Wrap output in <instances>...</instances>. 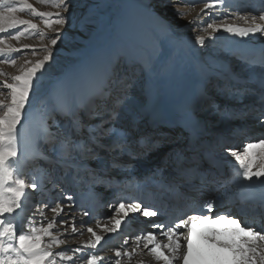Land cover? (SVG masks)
<instances>
[{"label": "rangeland", "instance_id": "rangeland-1", "mask_svg": "<svg viewBox=\"0 0 264 264\" xmlns=\"http://www.w3.org/2000/svg\"><path fill=\"white\" fill-rule=\"evenodd\" d=\"M147 1H149V5L144 6L143 3H140V0H70V7L67 11H65L64 9L54 8L51 6V4H41L38 2V0H28V2L31 3L38 11L53 13L60 11L62 15L66 18L67 23L64 27L61 28V31L64 34L63 39H61L58 42L57 46H55L54 57L43 70L40 80L38 81L39 88L32 95L31 103L27 106L24 119L22 120V125H20L21 128L25 123L28 129L24 128L20 134V141L18 145V151L20 154L18 156V160L12 166L17 168L21 178L25 179L26 181L31 182V179L35 177L37 179V182L40 184V188L37 190H28L29 193H31L30 199L25 201L22 206V209L18 210L15 215V218H19L17 220L18 222L16 227L17 236L20 234L21 231L25 233L29 232L30 224H34V226L37 228L46 226L53 216V213L50 209L51 207H54L58 201H61L62 204L70 202L68 199L65 198L67 196L66 192L69 190V188H60V184L59 182H57L58 179L68 180V174L70 173H67V169L70 166V162L75 163V160L77 159H84V163L90 165V167H92L91 164L94 163L96 159H99L100 162L105 163V161L100 160V154H98L100 152L90 154L88 158L86 153L83 155L74 153L71 157H64L57 151L52 150L50 145L45 142L48 133L55 135L58 139L70 137L74 141L71 130L73 126H76L75 124H72V121L76 119L80 120V124L83 125L78 129L80 131V133H77L78 136L84 139H88L90 141H92L93 137H96L94 142L102 146L106 144L105 141L108 140L107 138H109L113 134L114 126H108L105 123L102 125V127L96 128V126L101 125L102 121H110L111 123L112 121H120V123L124 122V125H122V127H119L120 124H118V122H115V124L117 123L115 125V129L122 128V130H124L125 127L127 133H125L124 136H119L118 142H114V144H112V148L116 150L114 157L117 156V158H122V141L124 142V140H126V144H124V146L127 145L128 139L134 140V143H139L140 140H136L137 136H139L140 139H145L149 136H153L158 133L155 132V130H145L144 133L142 130H139L140 128L143 129V127L142 125L140 127V117L136 114L143 113V117L146 118L148 115L154 113L153 111L156 109V104L150 105V109L148 110V112H146L145 105L149 104L153 100L155 91L156 94L160 92L161 95H163L162 84L166 82L163 81L161 76L158 77L155 69H151L153 78L152 83V78L149 76L148 68H150L151 66H154V68L158 66V62L155 61L156 52H164V42L167 41L169 36L174 35L175 37H177L176 39H181L184 41H189V43H194L195 37L197 35H203L206 37L207 32H211V29H207V25L209 23H239L242 25V27H247L248 25L245 23V21L240 19L239 17L249 15L250 21L251 16L253 15L259 17L258 10L261 7L264 9V0H222L221 5H218L211 10H205L208 13L207 15L200 14L198 16V13H200V10L203 8L204 3L208 2V0H194V2L192 3H189L188 0ZM243 7L245 9L241 10L243 9ZM177 10L184 13V15H177ZM17 15L22 19L32 20V22L39 25V27L43 29L47 33V35L43 40L39 37V35L22 36L19 41L9 39V43L13 44L15 47H20L23 44L34 46L47 44L48 40L53 37V32L50 29L44 28V25L40 18L32 16L31 13L27 11L19 12L17 13ZM53 19H55V17H53ZM194 19L196 20L195 23H189ZM161 21L164 22V24L167 26V31H165L161 27ZM55 27L60 26L56 25ZM222 30L223 29H220L218 32L213 33L211 37H207L205 39L204 44H199L197 53L196 51L192 53L194 58H196L198 62L199 58H202V62L206 64L204 65V68L203 66L197 67L203 70H211L212 67L219 68L220 65H216V61H219L220 64H222L223 66L222 68H224V70H218L221 71V73H223L224 71H229L231 69L233 72H237V74H245L244 76L250 74V67L253 66L252 64L255 65V63H251V60L249 59L244 60V57L242 58L239 54H237V56H228L225 54L224 50H222V48L225 47L227 43H235V41L240 40L242 37L237 36L234 39H228L233 34L230 33L229 35H227L229 37L226 36L225 38H221L222 36H224L225 33L227 34L226 31L224 32V30ZM15 31L16 29H12L10 30V33L14 34ZM115 36L122 38L124 42L127 43L125 52H123L119 56L120 64L118 66V76H121L124 81L120 84V86H124H117L114 88L115 90L111 91L107 90L108 95L105 94V101L111 100L110 94L113 95H111L113 99L112 101H109L110 104L102 105L100 103L96 104L95 106H92L89 109H80L76 115L77 118L74 117L72 119L66 117L59 109L61 108L62 104L68 105L72 103V101L78 96L79 92V83L76 78V75L71 76V72L69 71V68H67L69 62H74V60L72 59L77 56L79 52L85 51L89 52V55L94 54L103 44L112 43L114 41ZM219 43L222 45H220ZM240 50L241 48L239 49V52H241ZM188 54V52L186 54L180 53L178 55L172 53H170L169 55L167 53L165 56L169 55L170 58L183 61L182 63H188L187 61L192 58ZM11 55L12 58L16 60L15 66L8 64H0V69L8 73L9 76L17 74L20 66L24 63L26 59L36 60L38 58H41L44 55V52L42 50H38L36 55L33 56L30 50H24L20 54L14 53ZM261 55H263V52L261 53ZM197 56L199 57L198 59ZM230 57H233V60ZM254 58L255 57H251L250 59ZM90 65L91 71L98 75L100 74L99 79L98 76L96 78L95 76H93V73L90 72V76L93 78V80L97 83H100V85L106 84L108 88L111 89L109 84L106 83L107 80L104 78V73H102L103 70L100 71V66H97V64L95 63H91ZM245 65H248L250 67ZM263 67L264 66L262 65L261 68L259 67L260 69L256 71L253 70V74L259 71V73H264ZM162 72L163 70L161 71V73ZM122 75H124V77ZM146 77L149 79L148 81L146 80ZM246 78L248 79V76H246ZM4 79H6V77H0V81H3ZM259 79L263 81L262 78ZM257 80L256 78L252 80L257 83H255V89L259 87L263 91L264 88L261 85L262 83ZM9 82L11 81L9 80ZM211 83H213L214 86H211ZM211 83L207 84V90L211 93V95L215 99H218V101L224 99L222 96L219 97L218 94H216L217 86H215V79L212 80ZM222 83L228 84L227 81L224 80H222ZM223 84H219V88L223 86ZM234 85H236L237 87L244 88L250 87V84L242 86L235 82ZM153 87L157 89H153ZM249 92L250 90H246L244 93L241 94V96H244L242 97L244 101L248 100L246 96ZM238 93H241V91H239ZM250 94H252V92ZM232 95H234L235 97L236 95L239 96L237 93L232 92L225 96L226 98L233 100L234 97H232ZM167 96L165 97L168 98ZM252 97L258 100V95L253 94ZM118 99H122L123 103L120 104L117 109V118L115 120H110L111 114L110 116H104V112L105 114L107 113L104 108H109L110 110H112L113 106L116 104V101ZM240 101L241 100L239 99L237 101L232 102L230 100L229 102L232 104H238ZM211 102L215 103L212 105ZM209 103L210 105H212V107L207 113L218 114L217 110L212 111V108H214L215 105H218L216 104V101H210ZM139 107L143 108L139 109ZM225 108L229 109L227 107ZM204 109L206 110V107ZM204 109L201 112L199 111L198 114L201 115L202 113H204ZM247 112L252 113L253 116L258 115L256 113L255 107H253L252 109H248ZM100 114H103V117L100 120H97L98 122L90 119L92 116V118H94L96 115ZM159 114L160 113L157 112V115ZM137 116L139 118H137ZM208 117L211 118L212 116L208 115ZM248 117H246V112H243L240 116V120L243 119L245 123V121L252 119L250 117L248 119ZM131 118L132 120H135V124L130 123ZM141 120L143 122L145 121L144 118ZM253 120L258 122V118H253ZM142 121L140 122L141 124ZM92 122L96 125H93ZM217 122H220V117L212 118V120L209 121V123L212 125L213 123ZM89 123H92V125L90 126ZM161 123H163V121L159 122L160 125ZM46 124L49 126L47 127V132L45 131ZM86 124H88L89 130L85 131ZM93 126L96 130L90 131V127L92 128ZM220 126L224 128V126ZM220 126L218 128H220ZM237 126H240V122L235 120L230 126V129H228L227 132L224 131V133L219 137H228L227 141L229 139L240 140V134H238L239 138L234 135V132L237 131ZM258 129V132L264 131L263 128ZM97 139L99 140L97 141ZM111 139L114 141L115 136H112ZM175 139V132L166 131L164 135L161 134V136L156 140L159 142V145L162 146L163 143L171 144V141H175ZM25 141L29 143L31 142L30 147L24 145L23 142ZM75 142H78V139ZM241 142L245 141L243 140L240 141V143ZM221 144L222 143L218 142V146H220ZM31 147L32 149L30 150ZM221 148L222 147L216 148L215 152H219ZM228 151H230V149ZM31 153L33 155H31ZM223 153L222 151H220V154L216 157H219L224 161L231 163V154L227 151H223ZM27 154L31 155V157H27ZM104 155H108V153L105 152ZM63 159L65 160V167L61 171H54L53 169L56 168L55 166L57 162H62ZM119 163L120 161L112 162L104 166V168L107 169L106 172L117 173L118 170H116L117 167L115 165ZM72 181L73 183L77 182L78 184L80 183L82 186L84 185V181H82L81 179L80 181H77V179H73ZM68 183H71L70 180L68 181ZM54 188H60V191L56 192L57 190H54ZM230 189L231 188L228 187L226 190ZM52 191L56 193H53ZM97 193H102V191L97 190ZM51 199L54 201L53 203L51 202ZM115 203L116 199L114 204ZM42 204H53V206H49L47 210H44L43 216H41V214L37 211V209ZM68 205L69 203H67L66 206H63L65 210L61 213V218L55 220L56 227L52 230V234L58 236L61 240H66L69 243L66 244L67 248H64L63 246H60V248L54 245L52 251H64L65 254L74 256V260L71 262H62L57 256V264H86L88 253L85 254V257L81 258V256H79L78 253H74L73 250L77 247L83 249L85 246L84 244L82 245L83 240L85 242H89L91 240V233L87 231L88 228L86 226H89L91 228L94 227L93 230L98 234H100L104 230L105 220H110V218H112L113 212L109 213L110 202H107L102 208V211H104L105 214L102 215L100 213L101 211L91 214V218H89L87 224H84L83 226L78 225L81 224L78 223L79 218L81 217L80 214L82 213L81 206L76 207L75 204L72 211V215L69 216L68 212L66 211V207ZM105 208H108L107 213L105 211ZM70 219L75 222L69 223L71 221ZM61 221H65L66 223H61ZM96 224L99 225V227ZM74 225L75 227L77 225V228H80L79 234L69 235L68 229L70 226ZM109 227H111V225ZM138 234L141 235L142 233ZM138 234L136 231H133L127 236L121 235L118 240H113V238H111L113 241H117L119 243L112 242L109 240V238H104L103 236L101 243L98 245V247L100 248L96 250L94 254L96 256L104 258V262H102V264H113L112 262H110L111 255L114 253L111 248L113 246H117L118 249L116 248V251L120 250L123 246H127L129 241ZM71 239L76 240L77 244L71 243ZM104 239L107 240V243H104ZM126 240L127 243H125ZM44 242L45 244H47L49 242V238L45 237ZM68 247H71V250H68Z\"/></svg>", "mask_w": 264, "mask_h": 264}, {"label": "snow or ice", "instance_id": "snow-or-ice-1", "mask_svg": "<svg viewBox=\"0 0 264 264\" xmlns=\"http://www.w3.org/2000/svg\"><path fill=\"white\" fill-rule=\"evenodd\" d=\"M41 4H51L57 9L67 11L70 7V0H38ZM189 3L194 0H188ZM222 4V0H208L204 3L203 8L198 13L207 15L205 10H211ZM30 12L32 16L40 18L44 28L50 29L53 32V37L48 40L47 44L39 46L23 44L20 47H15L9 43V39L17 40L22 36L39 35L43 40L47 33L39 27V25L20 18L17 13ZM177 15L183 16L184 13L177 10ZM55 17V19H53ZM248 25L247 27H239L234 24H214L209 23L207 36L211 37L213 33L223 29L226 32L234 33L241 37L249 36L250 34H264V12H261L259 17L249 15L241 16ZM259 21V22H258ZM192 20L189 23H195ZM67 23L66 18L60 11L57 12H42L38 11L28 0H0V64H8L15 66L16 60L11 54H20L24 50H30L35 56L38 50H42L44 55L36 60H25L20 66L19 71L15 75L9 76L8 73L0 69V77H6L0 81V264H57L56 257L60 261L71 262L74 260L73 255H67L63 251L53 252L54 245L64 244L65 241L59 239L58 236L52 234V230L56 227L55 220L65 210L62 202L58 201L54 207H51L53 213L52 219L46 226L35 227L30 224V231H23L17 236L16 229L12 223H9L7 218L12 217L17 210L22 209L26 200H29L31 193L29 189L37 190L40 184L33 177L31 182L21 178L17 168L12 165L18 160L19 139L20 133L18 125H22V120L31 103L32 95L39 88L38 81L40 80L43 70L47 64L53 59L55 54V46L63 39L61 28ZM59 25L60 27H55ZM161 27L167 31V26L161 21ZM16 29L15 33H10V30ZM206 37L197 35L195 42L204 44ZM9 80L11 82H9ZM6 90V94H5ZM123 103L122 99H118L111 110L110 120L117 118V109ZM64 115H72V109L66 104H62L59 109ZM106 121H102V127ZM77 129L83 125L80 122L74 121ZM47 124L45 131L47 132ZM95 131V129H90ZM93 140L96 137L92 138ZM52 150L57 151L64 157H71L74 153L83 152L88 149L83 141L75 142L70 137L58 139L55 135L48 133L45 140ZM125 142L121 143V151H125ZM159 143L153 147H159ZM231 156L239 164L236 171L237 178L240 182L247 181L249 185L259 184L264 187V139H260L255 143H248L243 146L242 152L230 150ZM179 159V158H178ZM259 160L260 163L255 165L256 170H253V161ZM186 171H195L188 169ZM72 200L71 196L66 197ZM49 207V204H42L37 211L43 216L44 210ZM111 207V205H109ZM213 203L209 202L200 209V211H213ZM116 212L119 218L112 217V227H104L105 232L115 233L121 227V222L129 213H142L145 217H155L157 212L150 210L148 207H141L140 203L125 204L119 203L116 207ZM85 216L88 213H84ZM74 219V218H73ZM219 223L223 222L228 227L222 230L211 229L207 234L197 233L191 228L190 223L195 222ZM61 223H66L61 221ZM99 227V225H97ZM234 226V227H232ZM153 228L166 231H161L162 237H167L168 243L161 244L157 236L149 231L134 237L136 247L143 241V247L157 261H162L163 264H264V230H257L247 223L242 224L241 221L231 215L221 214L213 217L211 215H191L187 219H179L178 222L172 224L171 221L162 224H153ZM187 228V234L183 235L182 229ZM71 231L78 232L74 226ZM92 234L94 240H90L82 249L75 248L74 253L86 254L87 249H96L97 245L103 239L97 235L93 228L87 229ZM48 237L49 242L45 244L44 238ZM224 237V238H222ZM181 239L185 243H181ZM127 243V240L125 241ZM151 245V247H150ZM136 247H133L131 252L115 253V264H121L120 257L127 256L129 258L136 252ZM258 247L260 250H258ZM161 249L167 250V255ZM103 257L95 254H88L86 264H102Z\"/></svg>", "mask_w": 264, "mask_h": 264}, {"label": "bare ground", "instance_id": "bare-ground-1", "mask_svg": "<svg viewBox=\"0 0 264 264\" xmlns=\"http://www.w3.org/2000/svg\"><path fill=\"white\" fill-rule=\"evenodd\" d=\"M233 1H235V0H233ZM140 3H143L144 6L149 5V1H147V0H140ZM244 9L245 8L243 7V9H241V10H244ZM258 11H259V15H260L261 12H264V9L261 7ZM233 24L237 25L239 27H242V25L239 23H233ZM243 27H245V26H243ZM225 34L221 38H225L227 35L230 34V32H227L226 35ZM218 36H219V34H218ZM237 36H239V35H236L233 33L231 35V37L228 39H234ZM207 37L208 36H206V38ZM227 37H229V36H227ZM117 38H119V39H117ZM176 38L177 37H175L174 35L169 36L167 41L164 42V52H161V51L156 52L155 61L158 62V66L155 68H154V66H151L150 68H148L149 70L147 69L149 71V76L151 78H152V70L151 69H155L158 77L161 76L163 81L166 82V83L162 84L163 85V95H161L160 92L156 94V91H155L153 100L149 104L145 105L146 112H148V110L150 109V105L156 104L157 106H156V109L153 111L154 113L148 115L146 118L143 117L144 116L143 113L136 114L140 117V121H139L140 127H141V125L143 127V129L140 128L139 130H142L143 133L145 130H151V131L155 130V132H158V133L153 135V136H149V137L143 139V141H140L141 143H144V147H146V149H143L141 147L142 146L141 143H140V145H138L137 143H134V140H130V139H128L127 145H125V148H126V150L133 151V152L137 153L138 155H141V153L143 151H147V150L151 151V153H149L148 156H144V158L137 156L136 159H134V161L136 162L135 164L138 165L136 167V171H139L142 168H144L146 165H148L147 163H150L154 168H160L163 165H166L164 168L168 169V168L172 167L174 165V163H176L178 166H181V168L183 170L184 169H195L197 167V165L193 161V159L191 160L192 151L194 149V146L188 142L189 137L191 136L190 132L189 131H183V129L176 127V126L173 128H165V127L156 128V125L159 124V122L163 121L164 118H166V117L172 118L173 120H175L176 117L178 116L179 110H177V111L173 110L171 112H168L169 104H173V105H175V107H177L179 109L180 108L188 109L189 105L187 104V101L190 100L191 93L198 90L199 91L197 93V97L199 99L198 106L199 107L203 106L204 108L206 107V110L204 108L203 109H204V113H205L204 117H206L207 125H206V123L202 122V130L200 133L202 134L203 138L197 139V141L195 142V148L197 150H200L201 153H204L208 157V159H210V161H211L212 167H209V169L213 172V178L211 179V182H214L215 176H216L217 181H221L224 178L223 173L224 172L226 173L227 171L229 172L230 170L233 171L234 169H236L238 162H236L232 168V166H230V162H227V161L225 162L222 160L214 161L212 159V156H213L212 155V148L209 145L214 146V148H217L218 142H220L223 144V145L222 144L220 145V147H222L221 148L222 153L224 150H227V147L230 150L237 149L235 151H241L242 152V149H243L242 145L245 142H246V144H248L250 142L248 134L254 133L253 132L254 128H252V126H251L252 124L242 125L241 124L242 122H240V119H237V121L240 122V126L236 127L237 131L234 132V135H236L237 138H239V136H241V139H243V137H246V139H244L245 142L240 143L241 139L240 140L229 139L227 141L228 137H226V138H224V137L222 138V136L219 137L220 135H222L224 133V131L227 132L228 129H230V126L226 125L227 119H226V117H224V115L207 113L211 109V107L209 106L210 105L209 102L210 101H216V104H218V105H215L214 108H212V111H214V109L220 108L219 106L223 103H227L230 100H231V102L239 100L240 99L239 96H241L242 92H244L245 90H247L249 88L255 89V83L256 82L252 83V85H254V86L250 85V87L244 88V87H237L236 85H234V82L239 84V85H242V86L247 85L248 79L245 77L247 81L244 80V76L239 77V78L232 77V79H231V76L227 75L224 71L222 74H220L222 76L219 77L220 72L215 71V70H224V68H222L223 67L222 64H220L219 61H216V65L217 64H218V66L220 65L219 68L212 67L211 70H207V69L203 70L201 68H198L201 66H203V68H204L205 67L204 65H206L205 63L202 62V58H199L197 56V59L199 58V62H198V60H196V58H194V56L192 54V53H194V51H196V53H197L198 48H199V44L196 42L189 43V41H184V40L176 39ZM213 38H215V37H213ZM218 39H219V37H218ZM209 40H211V39H209ZM212 42H214V41H212ZM220 45H222V44H220ZM126 47H127V43L124 42V40L122 38L115 36L114 41L112 43L103 44L94 54L89 55V52H85V51L79 52L78 55L72 59V60H74V62H72V63L69 62L67 68H69V71L71 72V76L76 75V78H77L78 83H79L78 84V91H79L78 96L72 101V103L68 104V106L71 107L72 113H73L71 115V118L76 117V115L80 109L81 110L89 109L92 106H95L96 104H100V103L102 105L103 104H110L109 101H112L113 95L109 93L111 100H108V101H105L106 97H104V96H105V94H107V92H108L107 90H109V91L115 90L114 89L115 87L120 86V84L122 82H124L123 78L121 76H118V66L120 64L119 56L123 52H125ZM240 48H241V50H240L241 52H239ZM159 50H160V48H159ZM222 50H224L225 54L228 56H237V54H239L242 58L244 57V60L249 59V60H251L250 61L251 63H257L258 65L264 66V34H254V35L250 34L249 36H244L240 40L235 41V43L234 42L227 43L225 45V47L222 48ZM187 52L189 53L188 55H190L192 57L190 60L187 61L188 63H182L183 61L176 60V59L169 57L170 53L178 55L180 53L186 54ZM262 52H263V55H261ZM167 53L169 55L165 56ZM201 54H202V52H201ZM251 57H255V58L250 59ZM230 58L233 60V57H230ZM91 63H95V64H97V66H100V71L103 70L102 73H104V78L107 80L106 83L109 84L111 89H109L106 84L105 85L101 84L102 85L101 86L100 83H97L93 80V78L90 76V72L93 73V76H95L96 78L98 76L99 79H100V77H99L100 74L98 75V74H96L90 70V67H91L90 64ZM227 64H229V63H227ZM223 65H224V63H223ZM258 65H253L252 67L245 65V66L250 67V72H251L250 74H248L246 76H248L250 79L256 78V80L258 79L257 81L262 83V80L259 78H264V73H259L260 71L254 73V74L252 73V72H254L253 70H255V71H256V69L258 70V68H259ZM263 69H264V67H263ZM162 70H163V72L161 73ZM231 73H233L232 70H231ZM255 74H257V75H255ZM122 76L124 77V75H122ZM164 79H166V80H164ZM214 79H215V83L216 84L218 83V85L223 84L222 80L227 81V83H228V84L224 83L223 86L218 88V90L216 92V93H218L219 97L222 96L224 98L220 101H218V100H216V99H214L208 95L209 91L207 90V85H205L206 82H209V84H210L212 82V80H214ZM146 80L148 81L149 79L146 77ZM152 80H153V78L151 79V81ZM208 80H210V81H208ZM125 82H127V81H125ZM231 82H233V83H231ZM152 83H153V81H152ZM262 84H264V83H262ZM153 85H155V84H153ZM123 86L124 85H121L120 87H123ZM154 88L155 87H153V89ZM155 89H157V88H155ZM239 91H241V93H238ZM263 91H264V89H263ZM231 92L237 93L239 96L236 95V97H235L234 95H232V97H234L233 100L226 98L225 95H228ZM249 95H251V94H249ZM165 96H167L168 98H166ZM250 99H252V98H250ZM258 99H259V97H258ZM258 102L262 103V100H259ZM214 103L211 102L212 105ZM251 104H252V102H250V101H248V103H246L245 111L255 107L256 113L258 115L253 116L252 115L253 112L251 111L252 113L247 115V117L252 115V116H250V118H252V119H249L247 123L254 122L253 118H258V122H260L261 120L264 121V107L261 105L262 109H260L258 106L251 105ZM230 105L231 104L229 103L228 106H230ZM233 105H235V104H233ZM142 108L143 107H139V109H142ZM104 109L107 112L106 114L104 112V116H108L111 114V110L109 108H104ZM101 110H103V109H101ZM212 111H211V113H212ZM217 111H219V113H222L223 110L217 109ZM157 112L160 114L157 115ZM231 114H232V112H231ZM208 115L209 116L211 115L212 117L210 118V117H208ZM259 115H261V116H259ZM65 116L67 117V115H65ZM138 116H137V118H139ZM201 116H202V114L199 115L198 117H201ZM102 117H103V114L96 115L91 120H95L96 122H98L97 120H100ZM215 117H220V121H221L220 124H218V122L213 123V125L209 124V121H211L212 118H215ZM132 118L130 119V123L135 124V120H132ZM135 118H136V116H135ZM143 118L145 120L144 122L141 120ZM235 120L236 119H231L230 123L229 122L228 123L230 125H232ZM141 121H142V124L140 123ZM115 122H118V124H120L119 127H122V125H124L123 124L124 122L120 123V121H112V123L110 121H107V123H105L108 126H110V125L112 127L114 126L113 127L114 128L113 134L109 138H107L108 139L107 141H105L106 142L105 147H100L97 143L94 142L93 139H92V141H90V140L83 139L81 137H77L78 142L83 141L84 144L87 145L88 149H91V151L85 150V151L79 152L77 154L83 155L86 153L87 158H88L90 154H95L97 152L96 150L100 149V150H102L103 157L105 156L106 157L105 159H110V162H108V160L102 159V156H100V160L105 161V163L100 162L99 159L98 160L96 159L97 162L95 160V162L91 164V166L95 165L96 167H94L95 169H91L90 165L84 163V161H83L84 159L83 160L77 159V160H75L76 161L75 163L67 161V162H70L72 164H75L76 166H80V165L84 164L82 169H78V170L74 169L73 170L72 177L74 179L77 178V181L78 180L80 181V178H81L80 175L82 173H86L84 175L88 176V178L90 179L89 181L92 182V180H95V181L100 182L98 185H102L104 183H107L112 178H116V177L117 178H123L125 176H129V174H127V173L120 174V172H118L122 169V167L120 166L121 164L116 165L117 169L116 168L115 169L118 170L117 171L118 173L106 172L107 169L104 168V166H106L109 163H112L113 161H115L117 159V157H114L116 150L112 148V144H114V142H118L119 136H124L125 133H127L126 128L124 126H123L124 130H122V128L115 129L116 128L115 125L117 124V123L115 124ZM255 122L257 123V121H255ZM220 125L224 126V128H222ZM219 126H220V128H218ZM24 128L28 129V127L26 126L25 123L23 124V126L21 128H20V125H18V129H19L20 134ZM213 128H215V129H213ZM72 131H73V133H72L73 137L74 136L76 137V133H80L79 130L78 131L76 130L77 131L76 133L74 130H72ZM166 131L175 132V135H176L175 141H171V144L163 143V145L159 146V147H148V146H152L156 142L159 143L156 139L159 138L161 136V134L164 135V133ZM237 132H239V133H237ZM255 133L259 134V137L256 140L251 138L254 140L253 143L257 142L260 139H264V137L262 136V134H264V131L258 132V130H257V131H255ZM238 134H240V135L238 136ZM112 136H115L114 141L111 139ZM227 136H229V135H227ZM139 139H140V137L137 136L136 140L138 141ZM98 140L99 139H97V141ZM19 141H20V139H19ZM125 141L126 140H124V142ZM32 142H34V141H32ZM23 143H24V145H26L28 147H30V145H31L30 144L31 142L29 143V142L25 141ZM225 144H227V145H225ZM31 149H32V147L30 148V150ZM105 152H107L108 155H104ZM228 152L230 153V151H228ZM31 155H33V154L31 153ZM31 155L27 154L26 156L31 157ZM228 157H230V156H228ZM42 159H44V158H42ZM230 160L233 161L234 157ZM63 161H65V160L63 159ZM63 161L62 162L58 161V163L55 166L56 168H54L53 170L57 171V170L63 169L64 168V162ZM258 163H260V161L254 159L253 170H256L255 165ZM154 168H151L150 170H154ZM244 182H245V184L249 185L247 181H244ZM251 185L259 188L260 195L262 197V201H264V187L260 186L259 184H251ZM41 188H42V185H41ZM84 188H85V185L82 186L80 183L79 184L77 182L74 183L72 189L78 195V197L72 196V200H69L70 202H66L65 204H62L63 206H66L67 203H69V205L66 207V209H67L66 211L68 212L69 216L72 215L74 205L76 204V207H77V203H82V201H84V205L82 206V210L86 206H90L91 208L99 207V209L101 211L100 213H102V214H105L104 211H102V207H104V204L106 202H110L111 207L109 209V213L113 212L112 217L115 216L116 218H119L120 214H118L116 212V207L119 204H118V202L114 204L115 197L117 195V189H116L117 187H114L113 185L108 186L107 190H104V192L107 191V195H104V196H102V193L97 195L96 190H95L90 199L89 198L88 199L82 198V196L85 194V191H86V190L84 191ZM230 188H232V186ZM225 189H227V188L226 187L223 188L222 194L220 197H224V199H225L224 201L228 202V200L226 198H229V194H231V192L228 190H225ZM54 190H57L56 192H58V189L54 188ZM52 192L56 193L54 191H52ZM68 196H71V195L68 194L66 197H68ZM51 202L53 203L54 201L52 200ZM49 206H53V204H49ZM219 208L222 209L223 211L217 212L215 216L221 215V214H228V215H231V216L239 219L242 224H244L245 221H248V219H249L248 217H246L245 214L239 215L236 212V210L230 208V206L227 203H223V204L221 203L219 205ZM45 210H47V209H45ZM107 210H108V208H105L106 213H107ZM17 212H18V210H17ZM16 213L12 217L7 218L8 222L12 223L14 225L15 229L17 227V222H18L17 220L19 219L17 217L15 218ZM133 214L134 213H129L128 216L125 217L124 221H127L130 223V227L128 229L125 230L122 227H120L119 229H117V232H115V233L105 232L103 230L100 234H98L97 232H96V234L101 236L102 238H103V236H104V238L107 237L112 242L119 243L117 241H113L111 238H113L115 236L114 240H116L119 236H121V235L127 236L128 234H130L133 231H141V233L151 231V232H153L154 235L157 236V239L159 240V242L161 244L168 243V240L162 238V236L159 234L158 231L152 230V226H150L151 223L149 222L151 219H147V218L143 219L142 218L143 220H141V219L130 217V216H133ZM80 215H81V217L79 218L78 223H81V224H78V225L83 226L84 224H87L88 219L91 217H90V215L85 216L83 214V212ZM215 216H212L213 219L215 218ZM58 218H61V216ZM73 222H75V221L71 220L69 223H73ZM207 224L211 226V229H217V230H222L223 228L228 227L223 222H219V223H215V224H212V223H207ZM110 225H111V227L113 226L112 218H110V220L109 219L105 220V226L109 227ZM189 226L191 228H193V230L197 233H204V234L208 233L205 225H202V224H195L194 225V224L190 223ZM250 226L253 227V225H250ZM72 227L73 226H70L68 229L69 235L79 234L80 228L79 227L77 228V225H76V227L74 225V227L76 229H78V232L73 233L71 231ZM86 227L89 228V226H86ZM232 227H234V226H232ZM182 232H183V235H186L187 234V228H183ZM90 237H91V240H94V237L92 236V234ZM222 238H224V237H222ZM71 240H72L71 243L77 244L76 240H74V239H71ZM104 240H105L104 243H107L106 242L107 240L106 239H104ZM63 241H65L64 244H60V245H56V246H58V247L63 246L64 248H67L66 244L69 242H67L66 240H63ZM181 243L183 244V243H185V241L183 239H181ZM83 244L86 246L88 244V242H85L83 240L82 245ZM67 246H69V245H67ZM133 247H136V241L134 238H132L129 241L127 246H125V247L123 246L119 251L122 253L125 251L131 252ZM150 247H151V245H150ZM68 248H69L68 250H71V247H68ZM99 248L100 247H98V245H97L96 249L88 248L87 253L88 254H94V252H96V250H98ZM116 248H117V246H113L111 248V250L114 253L112 252L113 254L111 255V261L110 262H112L113 264H115ZM258 250H260L259 247H258ZM161 251H163L165 255L168 254L166 249H161ZM78 255L81 256V258L86 256L85 254H81V253H78ZM134 258H135V260H134ZM120 259H121V264H163L162 261L155 260L148 253V251L146 249H144L143 241H141L139 246L136 247V252L132 255L131 258H129L127 256H122V257H120ZM103 262H104V260H103ZM104 264H106V263H104Z\"/></svg>", "mask_w": 264, "mask_h": 264}]
</instances>
